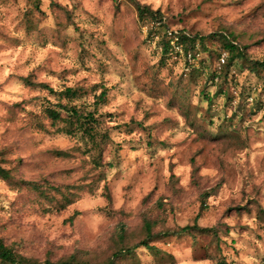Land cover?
Returning <instances> with one entry per match:
<instances>
[{
  "label": "rangeland",
  "instance_id": "374dc122",
  "mask_svg": "<svg viewBox=\"0 0 264 264\" xmlns=\"http://www.w3.org/2000/svg\"><path fill=\"white\" fill-rule=\"evenodd\" d=\"M138 1L159 27L129 0H0V238L38 261L105 264L134 247L115 263L264 264V69L250 70L264 0ZM166 28L200 39L199 58L165 52ZM221 35L245 59L222 64ZM24 78L80 88L62 102L96 109V143L52 124L56 100ZM196 216L212 231L136 246L146 223L158 234Z\"/></svg>",
  "mask_w": 264,
  "mask_h": 264
},
{
  "label": "trees",
  "instance_id": "16d2710c",
  "mask_svg": "<svg viewBox=\"0 0 264 264\" xmlns=\"http://www.w3.org/2000/svg\"><path fill=\"white\" fill-rule=\"evenodd\" d=\"M133 3V5L136 8V12L138 15V18L140 20H143L145 22H151L153 25L159 27L161 25L162 21V15L159 10H153L148 5L141 4L138 0H129ZM168 28L163 29V37L165 41L162 43L163 50L165 52H168V54H173L167 32ZM179 34V42L182 44L183 50L186 53L187 51H193L195 50V53H198L199 58V40L196 39L195 36H191L186 31L177 30ZM223 38L226 36V42H224L223 48L226 53V58L224 63L227 62V66H232L234 60H240L245 59L244 50L240 47H238V44L232 40L229 39L228 35H221ZM201 38V37H200ZM230 54V56H229ZM196 59V60H197ZM264 69V60L255 62L254 65L251 67V71ZM217 74V75H216ZM219 73L213 74L214 78L213 80H216L219 78ZM25 84L27 86L32 87H40L48 91L49 95L53 96V98L56 100L55 102L47 101V105L44 107L43 112L46 117H48L52 124L64 120L67 122V125L69 126L64 130L66 134H74L76 132L81 131L82 134L87 135L92 142L96 143V137L95 136V130L99 126L98 123V117H96L94 111L90 110H82L83 105L81 107H77L76 105L70 104L69 102L63 103L62 99L66 98L69 99V101H73V99L78 97V94L80 93V88H73V87H65L62 90H55L46 83L42 82H33L28 78L23 79ZM212 80V79H211ZM106 90H102L98 95H95L94 105H97L98 102H101L102 100H105L106 98ZM62 112L66 115L65 119H62ZM93 134V135H92ZM58 155H65L64 152L58 151ZM0 179L9 182L12 179L11 169L3 166L2 161L0 160ZM106 198L110 199V196L106 194ZM197 218L196 216L193 220V223L191 225L187 224L182 227H179L178 229L174 230H166L162 231L158 234H152L151 233V225L149 223H146V231L148 234L147 239L141 241L139 245H136L137 247L143 246L146 249L155 250L156 247L153 245H150V241L154 237H164V236H170V235H184V234H190L193 238L203 232H209L212 231L211 228H202L197 225ZM123 236V235H122ZM134 252V247H127L124 249H120L119 251H116L113 253L112 257L109 259L108 262L105 264H117L115 262H118L121 257H123L125 254L128 256ZM0 264H92V263H86L84 261H78L74 259L73 257H70L65 260H58L55 262H52L48 259H45L44 261H38L36 259H31L28 257H25L17 252H15L10 246L6 245L3 240L0 238ZM94 264V263H93Z\"/></svg>",
  "mask_w": 264,
  "mask_h": 264
},
{
  "label": "built area",
  "instance_id": "2783aa9c",
  "mask_svg": "<svg viewBox=\"0 0 264 264\" xmlns=\"http://www.w3.org/2000/svg\"><path fill=\"white\" fill-rule=\"evenodd\" d=\"M168 40L172 49V52L175 56L177 55H183L186 59V61L189 64H192V62L196 61L198 57V53H195V50L193 51H187L186 53L183 50L182 44L179 42V34L177 30H168L167 32ZM226 55L223 53L221 55L220 61L223 63L225 61Z\"/></svg>",
  "mask_w": 264,
  "mask_h": 264
},
{
  "label": "clouds",
  "instance_id": "9594fccd",
  "mask_svg": "<svg viewBox=\"0 0 264 264\" xmlns=\"http://www.w3.org/2000/svg\"><path fill=\"white\" fill-rule=\"evenodd\" d=\"M213 183H214V181H213ZM234 195H235L236 197H238V196H239V193H238V191H237V192H235V193H234Z\"/></svg>",
  "mask_w": 264,
  "mask_h": 264
}]
</instances>
